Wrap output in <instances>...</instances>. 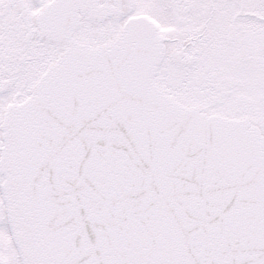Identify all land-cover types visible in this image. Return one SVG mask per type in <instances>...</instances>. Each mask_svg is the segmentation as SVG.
<instances>
[{"label": "water", "instance_id": "1", "mask_svg": "<svg viewBox=\"0 0 264 264\" xmlns=\"http://www.w3.org/2000/svg\"><path fill=\"white\" fill-rule=\"evenodd\" d=\"M63 1L64 6L70 5L68 0ZM56 8L60 10V2L49 8V14ZM139 21L131 22L110 49L70 50L71 54L40 81L32 101L10 111L3 157L5 189L37 264H62L69 257L76 258L83 250L75 247L76 232L82 241H100L123 214H130L139 203L147 212L141 219V233L147 232L149 225L158 233L159 221L160 229L165 222L171 224L167 218L175 217L176 212L175 205L169 203L183 204L192 192H171L158 186V148L164 150L158 141L164 140L162 133L171 121L173 126H185L195 119L189 126H193L196 141H184L185 148L171 153L174 158L160 156L161 160L173 169L182 157L194 155L184 160L189 167L187 175L180 177L185 176L188 183L196 175L197 184L208 190L214 187L217 159L229 187L245 189L247 181L240 180L250 177L253 187H247L248 199L243 201L251 211L246 219L256 220L257 231L264 229V148L250 135L227 134L231 138L226 139L221 127L225 124L208 122L196 111L182 109L155 91L150 79L156 44L143 39ZM106 55L111 57L106 59ZM159 103L164 104L159 106L160 122ZM210 123L220 131L213 132ZM215 154L217 159H213ZM137 169L139 174L134 171ZM170 182H164L163 187ZM37 203L52 216L39 217ZM224 216L226 213L217 217L218 230L225 226L226 234H231L233 223L229 227ZM168 231V238L162 236L161 241L162 264H168L174 226ZM149 240L155 246L154 240ZM133 242L130 236L122 243L130 249ZM260 243L255 260L264 264V244Z\"/></svg>", "mask_w": 264, "mask_h": 264}, {"label": "flooded vegetation", "instance_id": "2", "mask_svg": "<svg viewBox=\"0 0 264 264\" xmlns=\"http://www.w3.org/2000/svg\"><path fill=\"white\" fill-rule=\"evenodd\" d=\"M49 1L0 0V125L6 107L28 97L34 80L60 54L57 47L37 39L36 16ZM137 1L154 12L161 24L167 39L165 61H170L173 53L177 54L178 67L184 61L199 64L195 75L204 83L202 89H211L206 99L211 110L225 117L244 115L264 135V108L257 109L252 100L237 104L242 91L246 94L245 90L257 87L253 72L264 76V0ZM125 3L124 18L130 10L129 0H123V8ZM123 21L97 22L81 17L76 38L89 45L105 43ZM212 63L220 65L205 66ZM206 80H210L208 84ZM260 90L264 91V83ZM173 91L193 97L191 92ZM9 239L0 203V264H20Z\"/></svg>", "mask_w": 264, "mask_h": 264}, {"label": "rangeland", "instance_id": "3", "mask_svg": "<svg viewBox=\"0 0 264 264\" xmlns=\"http://www.w3.org/2000/svg\"><path fill=\"white\" fill-rule=\"evenodd\" d=\"M185 75V73H184ZM179 77V76H178ZM196 98H201V91L199 90L198 93H197V97Z\"/></svg>", "mask_w": 264, "mask_h": 264}]
</instances>
